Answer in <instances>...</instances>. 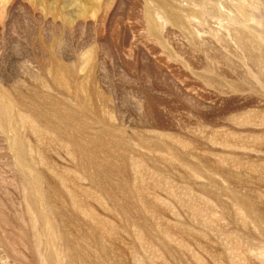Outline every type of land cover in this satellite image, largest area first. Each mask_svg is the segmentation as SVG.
<instances>
[{
    "label": "rangeland",
    "instance_id": "374dc122",
    "mask_svg": "<svg viewBox=\"0 0 264 264\" xmlns=\"http://www.w3.org/2000/svg\"><path fill=\"white\" fill-rule=\"evenodd\" d=\"M0 264H264V0H0Z\"/></svg>",
    "mask_w": 264,
    "mask_h": 264
}]
</instances>
